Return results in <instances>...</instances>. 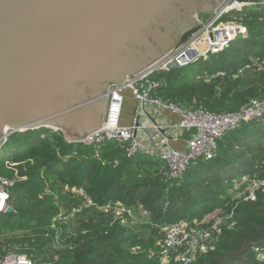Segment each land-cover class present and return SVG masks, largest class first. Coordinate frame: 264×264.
<instances>
[{
    "label": "trees",
    "instance_id": "trees-1",
    "mask_svg": "<svg viewBox=\"0 0 264 264\" xmlns=\"http://www.w3.org/2000/svg\"><path fill=\"white\" fill-rule=\"evenodd\" d=\"M234 15L242 16L247 34L151 76L165 83L157 90L162 100L229 112L264 98V5L234 10L225 19ZM126 144L72 142L47 127L10 135L0 150V176L14 180L15 211L0 215V254L19 247L36 264H161L163 225L202 221L222 210L233 212L236 224L223 230L215 248L190 261L171 257L168 264H264V193L250 201L234 190L243 175L264 178V116L230 129L218 139L213 158L192 161L181 177L164 176L158 155L128 156ZM109 200L132 209L136 222L123 225L97 208ZM78 205L71 232L64 230L55 247L53 217ZM13 230L22 232L4 235Z\"/></svg>",
    "mask_w": 264,
    "mask_h": 264
},
{
    "label": "water",
    "instance_id": "water-1",
    "mask_svg": "<svg viewBox=\"0 0 264 264\" xmlns=\"http://www.w3.org/2000/svg\"><path fill=\"white\" fill-rule=\"evenodd\" d=\"M221 1L0 0V142L41 127L82 142L103 123L113 97H106L110 84L188 40L201 27L194 13ZM237 1L264 5V0ZM120 37L129 42L120 43ZM54 81L64 95L36 103L41 89ZM14 211L9 204L5 212Z\"/></svg>",
    "mask_w": 264,
    "mask_h": 264
},
{
    "label": "built area",
    "instance_id": "built-area-1",
    "mask_svg": "<svg viewBox=\"0 0 264 264\" xmlns=\"http://www.w3.org/2000/svg\"><path fill=\"white\" fill-rule=\"evenodd\" d=\"M244 7L246 6L238 3L237 0L225 1L216 8L209 19L199 18L201 27L188 40L180 42L146 69L127 76L125 80L119 83L110 84L106 97L108 99L110 94L113 97L109 108L106 109L103 123L99 129L87 134L82 143L99 144L105 140L114 139L123 141L127 143L126 152L128 156H133L139 152L158 155L164 161V176L181 177L192 161L200 157L213 158L216 155L218 139L230 129L235 128L241 121L264 116V98H254L237 111L215 112L204 108L198 110L184 108L173 102L162 100L158 96L157 90L165 83L151 78L156 72L171 70L173 62H176L178 66L189 64L202 56H207L210 52L221 51L240 35L247 34L248 29L242 23V16L234 15L231 19H225L226 15ZM126 90H129L133 98L142 106V111H145L146 104H152L179 115L178 123L166 126L178 128L181 133L188 135L186 149L182 150L169 145V139L166 138L162 142L164 144L162 150L156 151V145H162L159 143L160 130L165 126L156 123L152 125L153 130L150 138L142 137L139 131L146 130V126H144L141 116L138 117L137 114L131 124H123L122 114ZM139 105L137 109H139ZM6 141L7 138H4L0 142V149ZM13 185L14 180L0 176V215L5 213L10 204V189ZM234 189L240 192L245 200L255 201L259 192L264 193V178L250 179L247 175H243L235 182ZM78 192L88 204H93L91 197L83 188H79ZM97 208L112 213L115 221H121L123 225L136 222L134 211L123 203L109 200L102 206L98 205ZM81 209L82 205H78L70 211L61 210L53 217L50 229L55 231V247L62 244L64 230L71 232V220ZM235 224L233 212L224 214L222 210H217L202 221H181L163 225L164 236L160 241L162 246L161 264H168L171 257H175L176 260L190 261L199 254L209 252L215 248L223 230L225 228L230 229ZM152 225L159 226L157 224ZM69 234L71 235V233ZM0 264L36 263L28 254L21 252L19 247H14L0 254Z\"/></svg>",
    "mask_w": 264,
    "mask_h": 264
},
{
    "label": "crops",
    "instance_id": "crops-1",
    "mask_svg": "<svg viewBox=\"0 0 264 264\" xmlns=\"http://www.w3.org/2000/svg\"><path fill=\"white\" fill-rule=\"evenodd\" d=\"M225 1H227V0H222L218 4V6L223 4ZM216 8L215 9H204V10L197 11L194 13V16L199 15L198 18H201V19L210 18L213 15ZM125 96H126L125 97L126 99L124 102L123 114H122V123L123 124H125V125L131 124V122L133 121L136 114L138 115V117L141 116V120H142L143 124H145L144 126H146V130H140L139 134L142 137L150 138L151 132L153 130L152 125H154V123L152 122L151 119L150 120L148 119V116L146 114V112H147L151 118L156 120L157 123L165 126V128H162L160 130V142H159L160 144H162L163 140H165L167 138V139H169L168 140L169 145H172V146L177 147V148L182 149V150L186 149L188 135L181 133L178 128H174V127L170 128V127L166 126L168 124L178 123L179 119H180L179 115H177L176 113H173L170 110L161 109L158 106H155L152 104H146L145 111H142V106H140L138 104V102L133 98V96L129 90L125 91ZM138 105H139V109H137ZM163 147H164V144L158 145V146L156 145V151H161Z\"/></svg>",
    "mask_w": 264,
    "mask_h": 264
},
{
    "label": "flooded vegetation",
    "instance_id": "flooded-vegetation-1",
    "mask_svg": "<svg viewBox=\"0 0 264 264\" xmlns=\"http://www.w3.org/2000/svg\"><path fill=\"white\" fill-rule=\"evenodd\" d=\"M154 12H158L156 9L153 10ZM140 26V29H143L141 24H137L136 27ZM119 41L120 43H122V41H128V39L124 38V37H120L119 38ZM86 71V70H84ZM88 74H90L89 72L90 71H86ZM93 75V73L91 74V76ZM94 78V77H92ZM95 79V78H94ZM61 82V80L59 81ZM61 85L64 87V81L61 82ZM62 86H59L58 82L57 81H54L53 83H51L47 88L45 89H41V93L42 95L41 96H38L37 98H34V101L38 104H42V103H45L46 101L54 98V97H57L58 95H64V91L62 90ZM30 103V102H29ZM28 103V104H29Z\"/></svg>",
    "mask_w": 264,
    "mask_h": 264
},
{
    "label": "rangeland",
    "instance_id": "rangeland-1",
    "mask_svg": "<svg viewBox=\"0 0 264 264\" xmlns=\"http://www.w3.org/2000/svg\"><path fill=\"white\" fill-rule=\"evenodd\" d=\"M206 19H209V18H204V20H206ZM180 42L179 41H177L176 43H175V45H178ZM1 150V149H0ZM235 190V189H234ZM235 192H236V195H240V192H238V191H236L235 190ZM22 231H20V230H13V231H9V232H6L4 235L5 236H12L13 234H20Z\"/></svg>",
    "mask_w": 264,
    "mask_h": 264
},
{
    "label": "bare ground",
    "instance_id": "bare-ground-1",
    "mask_svg": "<svg viewBox=\"0 0 264 264\" xmlns=\"http://www.w3.org/2000/svg\"><path fill=\"white\" fill-rule=\"evenodd\" d=\"M4 132H9V127H6V129L4 130Z\"/></svg>",
    "mask_w": 264,
    "mask_h": 264
}]
</instances>
